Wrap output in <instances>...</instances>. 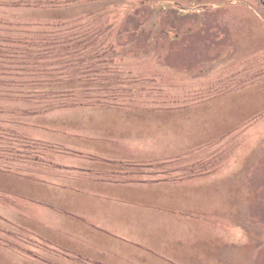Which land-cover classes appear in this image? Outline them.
Wrapping results in <instances>:
<instances>
[{"label": "rangeland", "instance_id": "obj_1", "mask_svg": "<svg viewBox=\"0 0 264 264\" xmlns=\"http://www.w3.org/2000/svg\"><path fill=\"white\" fill-rule=\"evenodd\" d=\"M106 7L117 9L115 28L122 33V38L111 37L114 44L121 39L123 45L117 47L115 64L138 80L136 89L141 98L157 94L161 98L155 99L162 103L183 104L230 94L225 121L236 126L218 140L195 149L220 141L199 156L217 153L223 164L211 174L189 179L209 176L205 182L213 183L204 193V188L190 192L191 210L162 218L150 233L154 237L148 235L150 245L139 246V257L127 260L84 247L102 258L94 262L81 255L82 249L53 246L85 257L92 264H264V0L93 1L63 8L22 7L13 14L26 20L66 22ZM135 23L156 24L159 33L171 31L178 36L165 52L154 46L143 49L146 42L140 30L135 31L137 36L131 35ZM207 95L211 96L204 98ZM239 111L240 120L236 119ZM84 157L88 163L95 162ZM0 177L7 175L0 173ZM11 200L24 205L18 196ZM10 213L0 216L26 228L22 224L28 223L30 215ZM16 243L22 251L52 256ZM0 264L43 263L0 243Z\"/></svg>", "mask_w": 264, "mask_h": 264}, {"label": "crops", "instance_id": "obj_2", "mask_svg": "<svg viewBox=\"0 0 264 264\" xmlns=\"http://www.w3.org/2000/svg\"><path fill=\"white\" fill-rule=\"evenodd\" d=\"M157 32L141 35L146 42L143 49L154 46L165 52L178 36L171 31L165 35ZM230 96L173 107L103 105L62 109L29 118L27 132L36 140L75 152L58 157V163L66 168L106 171L113 168L110 163L165 161L234 129L235 122L225 121ZM84 156L96 158L95 162L84 161ZM0 178V191L24 201V205L0 202V214L6 217L12 210L30 215L28 223L22 224L24 229L52 245L82 249L81 255L94 262L102 258L84 247L127 260L139 257V246L150 245L148 239L154 237L150 233L162 218L191 210L193 199L187 198L190 192L204 188V193L213 183L205 182L209 176L204 180L144 183L80 176H59L47 182L13 175Z\"/></svg>", "mask_w": 264, "mask_h": 264}, {"label": "trees", "instance_id": "obj_3", "mask_svg": "<svg viewBox=\"0 0 264 264\" xmlns=\"http://www.w3.org/2000/svg\"><path fill=\"white\" fill-rule=\"evenodd\" d=\"M93 1L111 0H0V173L43 182L59 176H80L116 183L179 182L213 173L223 164L216 157L217 153L204 157L199 154L219 145L220 141L170 160L110 163L111 170L95 171L61 166L57 161L59 156L76 153L28 134L29 118L62 109L103 105L173 107L192 103H162L155 99L161 98L157 94L151 98L140 97L136 89L138 80L115 64L117 47L123 46L121 39L115 44L111 41L112 34L122 38L119 28H115V8H102L97 13L66 22L26 20L13 14L14 9L22 7L63 8ZM133 28L134 32L140 30V35H151L157 25L135 23ZM136 32L131 35L137 36ZM164 32L161 34L167 33ZM11 199L0 191L2 203L13 204ZM0 234L14 239L10 241L0 236L4 247L43 264H59L52 258L73 264H92L1 216ZM16 241L44 253L50 252L52 256L22 251Z\"/></svg>", "mask_w": 264, "mask_h": 264}]
</instances>
